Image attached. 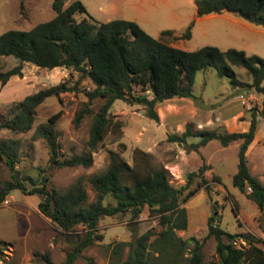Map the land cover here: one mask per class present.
Instances as JSON below:
<instances>
[{
	"label": "trees",
	"instance_id": "trees-1",
	"mask_svg": "<svg viewBox=\"0 0 264 264\" xmlns=\"http://www.w3.org/2000/svg\"><path fill=\"white\" fill-rule=\"evenodd\" d=\"M197 16L211 13L231 12L245 21L264 28V0H193ZM54 15L29 29H7L0 33V56H13L18 62L6 70H0V85L9 77L20 76L25 64L51 69L62 66L81 72L92 85L85 92L88 101L95 97L103 99L93 114L88 130L86 145L93 150L105 136L109 118L108 111L115 100L128 104L138 103L144 115L158 120L155 105L173 96L192 97L191 87L197 71L213 68L217 76L227 77L233 86H243L257 93L261 99L258 107L249 109L250 125L244 132H227L223 129H193L190 124L180 134L170 133L169 142L189 145L195 151L208 141L216 139L221 146L231 141H239L236 171L231 182L240 192L253 202L264 219V184L248 169L245 149L253 137L257 117L264 114V57L247 55L242 50L204 45L186 51L170 45V42L188 38L189 27L182 34L162 30L158 38L145 33L136 23L124 19L94 22L91 18L74 21L75 11L84 12V6L73 0L63 6L62 0H52ZM91 19V20H89ZM232 66L244 68L249 76L248 83L236 79ZM149 94H134V87ZM65 83H59L25 95L17 102L16 110L0 120V129L11 132H25L34 120L35 108L48 96H58L69 90ZM88 103L76 110L72 123L77 126L88 112ZM60 111L47 118L46 122L35 126L34 135L43 138L48 148V162L56 167H87L91 164V154L79 153L59 157V146L53 123ZM118 124V123H117ZM197 138L196 143H187L189 138ZM15 142L4 144L0 140V162L6 167L7 177L0 171V204L12 190L25 194H38L41 199L37 209L61 231L69 232L80 224L83 232L71 250L67 251L59 264H74L81 251L101 240L96 234V225L102 216L128 213L136 218L144 209L157 213L159 230H150L128 243L126 257L121 264H205L202 247L209 237L215 241L214 253L218 264H264V249L256 245L257 239L246 235V247L234 245L237 234L230 233L214 223L216 211L206 219V232L201 238L179 237L175 230L186 227L187 218L181 201L191 196L196 188L189 189L192 180L198 177L205 183L204 172L209 165L203 163L197 171L186 174L185 183L174 186L169 182L165 168H146L139 172L115 152H109L106 168L88 178L94 192L92 200L78 180L64 191L46 187L45 177L38 180L19 173L15 168ZM140 155L145 152L138 151ZM2 159V160H1ZM134 159V155H132ZM212 181L219 182L217 176ZM26 183L30 187H26ZM250 191L247 192L246 188ZM207 192L206 186H204ZM108 198L112 202L104 203ZM152 237V238H151ZM118 242L113 254L118 255L123 246ZM188 249V255L184 251ZM42 258L48 262L46 252Z\"/></svg>",
	"mask_w": 264,
	"mask_h": 264
},
{
	"label": "rangeland",
	"instance_id": "rangeland-1",
	"mask_svg": "<svg viewBox=\"0 0 264 264\" xmlns=\"http://www.w3.org/2000/svg\"><path fill=\"white\" fill-rule=\"evenodd\" d=\"M62 1L65 6L73 0ZM78 1L84 6L85 11H75L72 15L74 21H80L82 18H91L97 23L111 19L129 20L153 38H158L162 30H171L179 35L189 27L190 36L177 41L183 50L192 51L210 45L220 50L234 48L242 50L247 55L264 57L263 34L243 32L224 19V16L238 18L231 12L222 16H197L193 0ZM51 2L52 0H0V33L7 29H29L39 22L48 20L54 15ZM239 34L245 38H252V48L241 46L235 39ZM256 42H259L258 45ZM17 62L13 56H0V70H6ZM232 70L237 80L244 83L250 81V76L244 68L232 66ZM62 82L70 89L58 96H48L36 106L30 129L17 133L0 129V140H4V144L15 142L13 145L17 160L15 168L20 175H28L35 181L38 180V184L41 178L45 177L46 187L60 191L66 190L79 180L90 201L94 192L88 178L106 168L109 152H115L141 173L146 168L162 166L167 171L169 182L174 186L183 185L188 172L197 171L203 163L209 161L211 172L209 168L205 170L206 182L202 183L195 177L189 189L196 188V191L180 203V206L185 208L187 223L185 229L175 230V234L183 238L190 236L201 238L206 232V219L214 209L216 211L214 223L230 233L237 234L234 240L236 247H246L248 241L245 236L250 235L257 239L256 245L264 249V219L255 209V205L246 198L245 193L240 192L231 182V176L236 171L237 141L221 146L216 139H212L205 146H200L197 151L191 149L189 145L167 141L168 134L179 133L169 129L166 121L162 124L158 111L159 107L166 110L176 105L173 99L155 105L157 121L150 120L144 115L141 104L115 100L108 111L109 124L105 136L93 150L89 151L86 145L89 126L103 99L100 97L90 101L86 99L85 92L91 89L92 85L81 72L62 66L45 69L25 64L20 76L13 75L4 85H0V120L10 115L11 109L16 110L17 102L25 95ZM133 90L134 94L143 93L138 86ZM191 92L192 96L205 106L217 105L234 98L237 94L229 79L217 76L211 67L194 74ZM83 102H89L88 112L75 126L72 123L73 116L76 110L82 107ZM253 102L252 107H258L256 101ZM231 105L239 106L236 102H232ZM57 111L60 113L53 123V128L57 134L59 157L89 152L92 160L89 166L56 167L49 164L46 142L34 135V129L37 124L46 122L47 118ZM197 140L192 137L187 139V143H196ZM138 151L145 153L140 155ZM132 155L135 160L132 159ZM186 155L191 156L190 162L185 161ZM0 171L3 177H7L6 167L2 162ZM213 176H217L219 182L212 181ZM262 178L264 182V175ZM26 187L29 188L30 184L26 183ZM33 196L36 201L32 200ZM40 199L41 197L35 193L25 194L19 190H12L6 196L7 202L0 204V264H59L66 252L79 240L84 231L83 227L78 224L69 232L59 230L37 209ZM107 202L112 201L106 198L104 203ZM18 210L24 215L19 214ZM157 216V213L147 209L136 218H131L128 213L102 216L96 225V234L102 236L101 240L94 241L92 245L84 248L74 264H121L126 257L129 242L147 230L152 233L159 230ZM118 242L125 245L116 255L112 252ZM214 245L213 237H209L202 247L205 264H218ZM44 252L48 255V262L41 256ZM184 254L188 255V249Z\"/></svg>",
	"mask_w": 264,
	"mask_h": 264
},
{
	"label": "crops",
	"instance_id": "crops-1",
	"mask_svg": "<svg viewBox=\"0 0 264 264\" xmlns=\"http://www.w3.org/2000/svg\"><path fill=\"white\" fill-rule=\"evenodd\" d=\"M225 13L228 12L224 11L221 13H211L205 16H216V15L222 16ZM232 15L235 14L232 13ZM224 19L230 21L233 25L237 26L243 32H248L249 34H254V35L256 34L264 35V28L249 23L240 17L237 18L235 16H224ZM235 39H237L240 42L241 46H247L248 48H252L253 46L251 43L252 38H245L244 36H242V34L236 35ZM177 41L178 40L170 42V45L181 49ZM257 43L259 42H256V44ZM240 48H244V47H240ZM262 85L264 86V77L262 79ZM233 87L237 91V94L234 98H230L226 101H222L214 106L208 104L206 105L207 108L198 106L195 103V100L197 101L199 100L195 99L193 96L192 97L173 96L169 99H173L176 105H173L171 108H167L166 110H164L163 107H159L160 108L158 111L159 119H161L162 124L166 121L165 123L166 126L169 129H174L179 134L184 131L185 126L187 124H190L193 129L195 128L223 129L227 132L247 131L250 125V116H249L250 112L243 105L239 96L244 93L248 94L249 92H252V90L243 86H233ZM253 93L255 95V101L259 106L261 97L254 91ZM232 102H236L237 105L239 106L238 107L232 106L231 105ZM252 103L254 105V102ZM160 106H162V104ZM177 116L179 118H177ZM238 145H239V141H237V147ZM245 156H246L249 172L253 176H255L262 184H264L262 178L264 175V114L262 116L257 117L255 130L253 132V137L245 149ZM184 159L185 161L188 162L192 160L190 155L188 156L186 155ZM205 164L210 166L209 170L211 172V165L209 161H206ZM32 200L36 201L35 196H33ZM255 209H257L256 205H255ZM18 211L19 214H21L22 216L24 215L22 211L20 210Z\"/></svg>",
	"mask_w": 264,
	"mask_h": 264
},
{
	"label": "built area",
	"instance_id": "built-area-1",
	"mask_svg": "<svg viewBox=\"0 0 264 264\" xmlns=\"http://www.w3.org/2000/svg\"><path fill=\"white\" fill-rule=\"evenodd\" d=\"M240 99H241V102L243 103V105L247 108V109H249V108H251L252 107V105H253V101H255V95H254V93H253V91L252 92H249L248 94L246 93H244V94H241L240 96ZM246 191L247 192H249L250 191V188L249 187H247L246 188ZM7 201H6V198L2 201V203L4 204V203H6Z\"/></svg>",
	"mask_w": 264,
	"mask_h": 264
},
{
	"label": "water",
	"instance_id": "water-1",
	"mask_svg": "<svg viewBox=\"0 0 264 264\" xmlns=\"http://www.w3.org/2000/svg\"><path fill=\"white\" fill-rule=\"evenodd\" d=\"M195 103L200 106V107H204V108H207V106L203 105L202 103L198 102L197 100H195Z\"/></svg>",
	"mask_w": 264,
	"mask_h": 264
}]
</instances>
